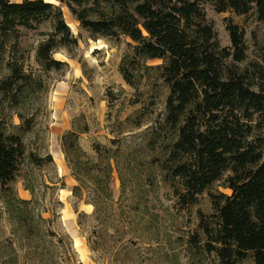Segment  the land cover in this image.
Masks as SVG:
<instances>
[{
  "label": "trees",
  "instance_id": "16d2710c",
  "mask_svg": "<svg viewBox=\"0 0 264 264\" xmlns=\"http://www.w3.org/2000/svg\"><path fill=\"white\" fill-rule=\"evenodd\" d=\"M60 1L93 37L125 35L134 42L119 65L128 84L136 86V74L144 76L155 70L167 85L163 117L151 132L169 127L173 134L175 129L164 168L171 180L181 181L179 201L194 203L199 194L226 175L224 185L230 194H210L216 213L215 226H204L210 250L221 264H239L248 256L254 264H264V132L260 131L264 129V72L254 63L238 67L246 57L243 30L228 22L230 46H221L201 6L211 1L217 12H252L264 22V0ZM42 24L46 29L40 31L36 61L44 71L61 70L67 63L53 54L60 50L71 53L78 37L64 20L60 6L47 0H0V57L7 55L3 59L8 70L0 78V105L5 104L19 120L14 123L11 114L8 119L0 118V211L13 218L29 243L45 228L44 232L55 235L51 224L61 206L56 198L51 207L39 210L30 182L25 184L30 199L20 198L12 185L25 163L38 169L54 166L50 153L28 150L23 140L35 124V116L18 105L40 89L41 82L24 70L23 55L20 60L12 56L21 50L20 28L37 29ZM152 59L162 62L148 65L147 60ZM250 70L262 80L255 82ZM61 150L77 182L72 195H91L88 202L97 214L100 205L111 200L110 155L102 163L91 158L79 146L74 129L61 136ZM93 150L98 154L100 145L94 144ZM43 186L57 188L54 182ZM64 186L60 179L58 188ZM43 212L49 217H43ZM62 240L57 239L59 243ZM27 251L36 253V246H27Z\"/></svg>",
  "mask_w": 264,
  "mask_h": 264
},
{
  "label": "rangeland",
  "instance_id": "374dc122",
  "mask_svg": "<svg viewBox=\"0 0 264 264\" xmlns=\"http://www.w3.org/2000/svg\"><path fill=\"white\" fill-rule=\"evenodd\" d=\"M47 1L60 6L78 44L71 53L60 50L53 54L67 66L44 71L36 61L35 49L42 38L40 31L46 26L20 28L21 50L12 56L20 60L23 55L24 70L41 82L40 89L18 105L24 113L35 116L32 130L23 140L28 150L39 155L50 153L54 166L38 169L25 163L12 185L20 198L30 199L31 193L25 189L26 182H30L39 210L51 207L56 198L61 206L51 224L55 235L42 229L32 243L23 239L13 218L0 211V264H221L215 251L210 250L204 226L214 227L216 222L210 194L231 191L224 185V175L199 194L194 203L184 205L179 201L181 181L171 180L164 168L166 149L172 136L175 139V129L173 134L169 127L151 132L154 123L163 117L167 85L155 70L144 76L135 73L137 85L128 84L119 65L134 42L125 35L93 37L65 3ZM201 6L221 46H230L228 22L243 30L246 57L238 67L244 69L254 63L264 72V22L252 12H217L211 1ZM3 58L7 55L0 57V78L8 72ZM161 62L152 59L146 63ZM249 73L255 82L262 80L257 72ZM10 114L9 119L19 123L12 110L0 105V118L8 119ZM72 129L78 132L79 146L91 158L102 163L110 155L111 200L100 205L97 214L88 202L91 195L83 193L77 198L71 192L77 182L61 150V136ZM94 144L100 145L98 154ZM60 179L65 185L62 189L58 188ZM53 182L56 189L43 186ZM42 216L47 218L49 214L43 212ZM61 237L59 243L57 239ZM29 245L36 246V253H28ZM239 264L254 262L248 256Z\"/></svg>",
  "mask_w": 264,
  "mask_h": 264
},
{
  "label": "crops",
  "instance_id": "0c3cea01",
  "mask_svg": "<svg viewBox=\"0 0 264 264\" xmlns=\"http://www.w3.org/2000/svg\"><path fill=\"white\" fill-rule=\"evenodd\" d=\"M58 156L62 158V153H61V152H59Z\"/></svg>",
  "mask_w": 264,
  "mask_h": 264
},
{
  "label": "bare ground",
  "instance_id": "6f19581e",
  "mask_svg": "<svg viewBox=\"0 0 264 264\" xmlns=\"http://www.w3.org/2000/svg\"><path fill=\"white\" fill-rule=\"evenodd\" d=\"M87 207H88V209H91L92 206L91 205H88Z\"/></svg>",
  "mask_w": 264,
  "mask_h": 264
}]
</instances>
